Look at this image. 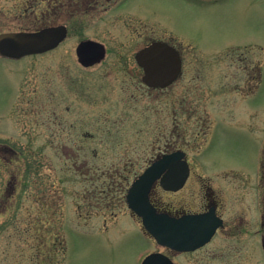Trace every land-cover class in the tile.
Masks as SVG:
<instances>
[{
  "label": "rangeland",
  "instance_id": "374dc122",
  "mask_svg": "<svg viewBox=\"0 0 264 264\" xmlns=\"http://www.w3.org/2000/svg\"><path fill=\"white\" fill-rule=\"evenodd\" d=\"M46 6L0 0V33L60 23L71 29L48 52L0 57V264H142L164 251L127 206L112 215L86 194L110 180L111 168L128 187L167 145L170 152L182 144L194 175L184 191L162 192L159 203L200 204L208 186L229 225L241 221L243 230L176 261L264 264L253 234L264 215L253 172L264 133V0H130L74 17L66 4L58 13ZM84 38L106 43L107 57L83 66L77 46ZM150 39L183 51L181 77L162 91L142 85L134 57ZM197 120L207 133L212 120H248L254 131L217 125L201 173L195 158L206 136ZM223 165L250 177L212 174Z\"/></svg>",
  "mask_w": 264,
  "mask_h": 264
},
{
  "label": "water",
  "instance_id": "95a60500",
  "mask_svg": "<svg viewBox=\"0 0 264 264\" xmlns=\"http://www.w3.org/2000/svg\"><path fill=\"white\" fill-rule=\"evenodd\" d=\"M66 36L65 27H46L37 31H12L0 33V56L19 59L23 56L42 53L56 47ZM80 61L89 65L102 58L104 47L93 41H85L78 48ZM138 61L145 67V80L154 86L170 83L180 69L176 49L164 42H155L141 50ZM188 176L187 162L182 153L175 152L157 159L130 187L127 194L129 206L143 218L147 230L162 245L177 249H191L207 242L217 224L201 233L202 217L176 218L158 212L149 199L154 182L162 177V185L174 188L181 186ZM142 264H173L162 253H153Z\"/></svg>",
  "mask_w": 264,
  "mask_h": 264
},
{
  "label": "flooded vegetation",
  "instance_id": "af4514ba",
  "mask_svg": "<svg viewBox=\"0 0 264 264\" xmlns=\"http://www.w3.org/2000/svg\"><path fill=\"white\" fill-rule=\"evenodd\" d=\"M42 2L45 3L47 1L44 0ZM48 3H50V4H49V6H46V7L48 9L51 8L52 10L56 11L55 13H58L59 11H57V9L61 8V6L66 4L67 7L70 8V10L72 9V15L74 17L75 15L87 16V15H89V13L97 12L99 10L107 11V10H110L113 8H117V9L123 8L127 4H130V0H49ZM54 5L55 6L58 5V7L55 8ZM55 25H65L67 27L68 34L71 31L70 25H67L66 23H60V24H55ZM67 37H68V35H67ZM67 37L60 43V45L67 39ZM85 40H95V41H98V42L104 44V46H105V52H104V54L101 55L102 58L97 59V61H95V63H93L90 66H93L94 64H97V63L103 61L107 57L108 53H107L106 43L102 42L99 39L84 38L79 42V44ZM159 40L169 43L165 39H159ZM154 41H156V40L150 39V41H148L147 44H145L143 47H141L137 50L134 57H135L137 65L141 69L140 82L142 83V85L146 86V88H148L150 90L157 89L159 91H162V90L168 89L169 86H171L176 80H178L181 77L183 70H184V56L182 53L183 51H181L175 45L169 43L170 45H173L174 47H176L178 52H179V57H180V61L182 64V69H181L180 73L178 74V77L170 85L165 86V87H155L151 84H148L144 81L145 72H144V69L138 64L137 54L142 48L153 43ZM219 121L220 120H212L211 125H210L209 130H208V133L206 132V129L202 126V124H203V122H205V120H197L196 121V123H198V125H199V129L197 131L198 134L201 135L204 133V136H206L203 144L201 145V147L199 149V152L197 153L198 155L195 158V160L199 162L195 165L201 173L203 172V170L207 171L205 168L207 165H206V162L204 161L203 157L207 154L206 152H208L211 149V147L209 146V141H210V138L215 135V129H216L217 125L219 126L220 123L224 122L226 125L235 126V130H237L238 132H240V130H245V131L249 132V134H250L251 128L254 131V124H251L248 120H221V122H219ZM262 126H264V123H262ZM253 135H255V134H253ZM173 146H175V145H173ZM171 148H172L171 145H167V149L165 150V153L169 152L168 150ZM175 148H177V149H175ZM175 150H182L186 153V159L188 160L189 165H190V173H189L188 179H187L186 183L183 185V187L180 188L179 190L162 188L160 185V182H157L151 191L152 201L160 209H163L164 211L170 212L171 214L176 215V216H183L186 214H200V213L202 214V213H205L206 218L203 221L204 227H203L202 232L205 231L206 229H208V227L213 226L215 224H217V225L219 224L220 226L216 229L213 237L207 243H205L204 245H201L197 248L183 250V251L175 250V249H171V248H163L164 252L167 253L169 256H171L173 259H175L176 255H188V254H192V253L201 251L202 249H205L208 245H210L212 242H214V240L218 236H224V237L228 238L230 235L241 233V230H243L242 229L243 223H241V221L237 225H234V227L229 225V223L226 221V218H225L226 211L223 209L222 203H218L219 198L215 197V195H213L212 189L208 186H206V188H204V190H201L199 192V194L201 195L202 200H203V202L200 204H192L190 206H187V205H184V203H182L177 208H172V207L170 208V207L162 206L159 203V198H160V195L162 192L169 193V194H175V193H179V192L184 191L188 187V184H189L192 176L194 175V171H195L194 170V164L192 163V159H191V157H193V156L192 155L190 156V153H189L190 149H188L187 146H184L182 144V145H179V147H174L172 150H170V152L175 151ZM256 152L258 153L260 161H259L257 171H253L254 173L258 174V177H256V181L254 183H255V186L259 190V196H260L259 203H260L261 209H262V203L263 202L261 201V197H263V192H264V169H263L264 162H262L263 157H264V133H263L262 137L259 139V147L256 149ZM162 153L163 152H161L160 154H162ZM238 166L239 165H223L222 168H219L216 171L212 170L211 172L213 175H221V177L222 176H228L226 174L232 173V174L242 175V176L245 175L246 177L249 178L250 174L247 173L245 170L242 171V168L238 167ZM213 175H211V176H213ZM202 177L205 178V176L203 174L202 175L200 174L198 176V181H197L198 183L201 182ZM15 187H16V185H15ZM11 196H12V194H11ZM208 213H210V214H208ZM258 226H259L258 229L253 231V234L255 235V237H258V239L262 243V247L264 249V215H262L261 217L259 216ZM179 264H184V263H179Z\"/></svg>",
  "mask_w": 264,
  "mask_h": 264
},
{
  "label": "trees",
  "instance_id": "16d2710c",
  "mask_svg": "<svg viewBox=\"0 0 264 264\" xmlns=\"http://www.w3.org/2000/svg\"><path fill=\"white\" fill-rule=\"evenodd\" d=\"M41 2L44 0H40ZM47 2V6H49L50 3L49 0H45ZM87 165L85 164H81V166H79L81 169L89 171L88 168L86 167ZM118 170H116L115 168H111L108 170V176L110 177V180L103 184V185H99L96 187V189L93 191H90V193L86 194V197L90 199V201H92L93 197H95V199L97 201H100L101 203H105L106 207L108 208V211H111V214L114 215L115 213H117L118 208L116 207H120L121 206H127L126 204V191L128 187H126V182H124L122 184V186L118 185V179L122 180L121 175H115V173H117ZM84 172V171H83ZM120 173V172H119ZM117 180H116V179ZM120 182V181H119ZM126 188V189H125ZM117 205V206H116ZM120 211V210H119Z\"/></svg>",
  "mask_w": 264,
  "mask_h": 264
}]
</instances>
